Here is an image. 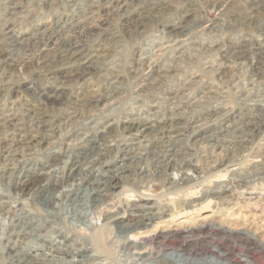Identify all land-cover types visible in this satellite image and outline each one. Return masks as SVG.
<instances>
[{
    "label": "rangeland",
    "instance_id": "rangeland-1",
    "mask_svg": "<svg viewBox=\"0 0 264 264\" xmlns=\"http://www.w3.org/2000/svg\"><path fill=\"white\" fill-rule=\"evenodd\" d=\"M131 2L126 8L129 10L134 8V21L126 23L121 15L122 12L115 9L113 3L104 7L99 6L91 17L86 15L85 21L83 20L85 16L81 17L82 14L73 13L64 5V0H0V54L4 55L3 59L7 58L4 60L6 74L0 80V85L9 84L13 87L8 98L15 101L14 106L7 105V109L11 111L15 109L18 119L11 120L6 124V128H10L11 125L20 127L21 132L16 138L25 137L36 130L32 127L27 129L30 118L20 119L22 111L32 108L36 114L45 119L59 113L61 116L56 119L54 125L55 134L66 133L58 143L75 162L81 157L76 155L72 147L78 137L67 136L69 134L67 132H71L74 125L88 122L86 117L92 114L100 117L110 113L111 107L116 106L112 118L117 122L130 107L135 110L141 109L140 113L145 115L158 109V105L161 106L158 102L164 101L177 103L181 111L186 113L200 106L216 107L214 117L207 118L202 114L203 118L210 119L212 123L180 144L182 152L188 153L193 152L194 148H199L208 136L217 132L218 137H222L225 129L232 130L229 124L239 126L241 122L247 121V115L253 112L254 106L259 107L254 113L259 112L264 115V75L255 74L253 68L249 66L254 57L241 59L235 65L232 63L234 59L232 57L236 52L264 42V0H131ZM144 3L148 11L142 9ZM182 16L187 27L180 38L189 42L191 51L177 58L175 55L176 59L170 61L169 70L166 67L168 62L164 66L163 63L153 64L152 59L142 60L140 53L144 48L151 49L155 54L160 53L156 50L158 43L154 42L156 35H161L162 29ZM79 22L82 23H80L81 28L75 27ZM9 26L15 30V34L18 33L16 39L19 42L16 44L9 43L11 40L6 34ZM57 28L59 31L54 33L56 37H50L51 31ZM57 36L76 44H84L87 51L98 49L102 60L95 64L96 73L86 74L82 79L83 82H71L74 76L68 71L71 68L68 62L60 61L52 53L56 41L54 38ZM42 42L47 43L41 48ZM42 49L51 55L45 59V63H42L46 66L40 71L44 75L36 72V61L43 56ZM78 57L81 55L76 58ZM61 63L64 67L62 68L64 76L70 80L67 82L69 88L66 89L68 97L50 100L43 104L37 99L36 88L40 84L48 87V67L59 68ZM219 63L222 64L221 74L208 67L210 64ZM254 69L258 73L261 72L257 67ZM100 74L110 76L112 83L109 91L112 90V93L107 101L102 100L95 104L91 94L95 86H99L97 78ZM94 75L98 77L95 78ZM190 79L194 83L189 84ZM250 94L263 96L258 97L262 99L256 102L255 97H249ZM1 95L0 109L7 94ZM154 103L157 105L155 106ZM63 109H67L68 113H60ZM111 119L107 122H111ZM204 121L202 119L197 124ZM261 127L260 134H256L258 136L254 137L252 143L245 148H238L234 158H224L222 150L213 151V147L199 151V157L193 159L189 172L198 179L192 182L194 190L188 189V193L180 191L168 195L166 190L174 191L171 185L166 183L161 186L154 181L141 188L142 182L131 183L133 179L129 177L122 181L115 189L116 194L104 204L93 206L91 210L86 211V215L77 218L72 214L70 206L65 203V199L57 202L54 207H47L44 202L36 198L30 201L32 204L28 202L29 205L26 207L31 208L32 213L39 217L46 216L47 220L41 217L46 220L45 227L39 232L42 237L36 242L37 240L31 238L29 234H20L12 243L23 251L49 254L42 243L58 241L55 238L58 232L52 229L56 227L61 228L63 232H70L71 235H78L84 242L91 238L98 243L102 250L101 256H94L89 264H125L127 257L134 254L135 246L125 244L122 235L115 229L106 228L100 231L98 227L107 217L115 213H122L123 210L129 212L135 207L145 209L147 206H154L157 211L166 210V214L172 215L169 228L178 230L181 237L179 236L177 241L184 238L189 244L195 242V236H186L183 233L182 229L186 226L200 223L214 224L217 228L215 233H211L210 239L207 238L208 241L201 240L199 246L209 247L210 250L217 252H220L218 250L220 247L221 251L228 253L233 264H264V251L259 249L264 246V231L244 226L245 222L253 221L257 225L264 219V124ZM110 129V140L120 143L122 138L118 130L113 127ZM89 138L87 147L93 143L91 141L93 137ZM19 146H22L21 151L30 156L43 159L47 158L46 153L50 149L45 143L39 145L37 143L33 147L31 145L26 147L23 144ZM81 149L88 148L81 146ZM134 152L136 150L132 154ZM203 154H207L208 158ZM3 163V159L0 158V165ZM219 165L223 166L216 171ZM172 176L176 179L180 177L177 174ZM123 184L131 188L120 193L118 190ZM248 187H253L255 193H250ZM0 188L5 190L6 187L0 182ZM181 195L184 197L179 198ZM200 195L201 200H197ZM208 195L213 196L207 199ZM6 200L11 201L8 197ZM193 204L196 205L191 207ZM15 205V202H11V207H7L4 216L0 217V263L3 262V252L6 250V239L2 237L11 218L16 216ZM237 213H240L239 217H235ZM243 230L248 231L251 236L250 246L247 248L234 243L230 237L224 235V233L234 235ZM154 246L157 250V244ZM172 252L174 264H191L185 258L202 259L200 263L213 260L211 253L200 256L198 253L196 255L179 252L173 246H169L167 253ZM3 264L8 263L5 261Z\"/></svg>",
    "mask_w": 264,
    "mask_h": 264
},
{
    "label": "bare ground",
    "instance_id": "bare-ground-1",
    "mask_svg": "<svg viewBox=\"0 0 264 264\" xmlns=\"http://www.w3.org/2000/svg\"><path fill=\"white\" fill-rule=\"evenodd\" d=\"M102 1L104 0H64V5L68 6L73 13L82 14L80 15L81 17L85 16L83 20L86 21L87 17H91L99 6L104 7L109 3H113L114 8L122 12L121 15L126 23L134 21V8L131 10L126 8V6L131 5V0H105L103 3ZM142 9L148 11L147 5H143ZM12 13L14 14V12ZM86 15L88 16L86 17ZM80 23H76L75 27L81 28ZM166 27L162 29L161 35H156L154 41L158 43L156 50L160 51L159 54H155L148 48L142 49L141 53H139L142 60L152 59L151 61L155 65L163 63L165 66L166 62H168L166 67L169 70L170 61L190 52L192 47H189L187 40L180 38L187 27L184 22V16L180 17L176 22L169 23ZM6 31V34L9 35V40H11L9 43L13 42L16 44L19 42L16 39V34L18 33L15 34V30L11 26L7 27ZM58 31V28L51 31L50 37H56L54 33L56 34ZM54 39L56 41L52 53L60 61L68 62L69 67H71L68 71L73 73L74 76L71 82H83L84 80L82 79L85 78L86 74L96 73L95 64L97 65L102 60L98 49L87 51L84 44H76L60 36ZM53 42L52 40V44ZM213 42L216 43L217 41ZM45 43L42 42L40 44L41 48L44 47ZM256 45L236 52L232 57L234 58L232 63L235 65L241 59L254 57L249 66L253 68L255 74L264 75V42H259ZM42 50L43 56L36 61V72L44 75L40 72L42 68L46 67L42 63H45V59L51 55L46 53L45 49ZM168 54L170 55L166 58L165 56ZM80 55L81 57L76 58ZM175 55L176 58H174ZM2 56L4 55L0 54V80L6 74L4 71L6 69L4 60L7 58L3 59L4 57ZM208 67L218 74L223 73L221 70L222 64L220 63L210 64ZM255 67L261 69V72H256ZM62 68H64L62 63L59 68L48 67V87L38 84L39 86L36 88V96L41 103L44 104L50 100L68 97L66 89L69 88L67 87V82L70 80L64 76V69ZM132 72L134 73V70ZM96 76L95 78L98 77ZM97 80L99 81V86L96 85L97 87L95 86L91 94L92 101L95 104L102 100L107 101L112 93V90L109 91L112 83L109 75L100 74ZM192 82V79L188 81L189 84ZM12 89V85H0V95L7 94L0 109V140H2L0 142V158L4 161L3 165H0V182L6 187L5 190L11 192L7 193L3 188H0V217L4 216L7 207H11V202L16 203V216L11 218L10 224L6 227L5 234L7 236L4 237V234L2 237L6 239V250L3 252L2 259L3 262L6 261L8 264H89L94 259V256H101L102 250L95 240L90 238L84 242L78 235H71L70 232H63L61 228L56 227H52V229L58 232L55 236L58 241L55 243H42L49 254H35L23 251L22 248L14 245L12 242L20 234H29L31 238L33 237V239L37 240L36 242H39L42 237L39 232L45 227L44 221L47 219L44 215L37 216L32 213L31 208L26 207L30 201L32 202V200L38 198L47 207H54L57 202L65 199V203L70 206L72 214L77 218L86 215V211L91 210L93 206L104 204L106 200L116 194L115 189L120 186L122 181L129 177L133 179L132 182L130 181L131 183L142 182L143 186L141 188L154 181L157 184H161V186L166 183L171 185L174 191L169 192L166 190L168 195L170 193L177 194L180 191L188 193V189L194 190L192 182L198 179V177L193 176L189 172L193 159L196 156L199 157V151L213 147V151L216 149L222 150L224 158H234L235 151L252 143V139L258 136L256 134H260V127L264 124V115L259 112L254 113L259 108L254 106L253 112L247 115V121L241 122L239 126L229 124L232 130L225 129L224 134H221L222 137H218L216 132L217 134L208 136V139L202 142L203 144H200L199 148H194L193 152L183 153V149H180V144L188 137L199 132L200 129L205 128L204 126L212 123L210 119L203 118L202 114L206 115L207 118L214 117L217 111L216 107L205 105L186 113L181 111L177 103L164 101L162 103L158 102V104H161V106L158 105V109L143 115L140 113L141 109L135 110L129 106V109H124V115L115 122L112 118V112L117 108L115 106V108L111 107L110 113L103 114L100 117L94 116V114L87 116L88 122L82 125H74L71 132H67L69 133L67 136L75 135L78 137L72 147H74L73 150L76 151V155L81 157H78L79 160L74 162L72 157L67 154L68 152L63 150L58 143L59 140L65 137L66 133L55 134V121L61 114L57 113L54 116H49V119H45L43 116L36 114L32 108H29L22 111L23 114H21L20 119L30 118L27 129L35 128L36 130L33 133L25 137L19 135L20 137L16 138V135L21 132V128L13 125L8 129L6 128L7 123L18 119L17 112H14L15 109L14 111L7 109V105L10 107L14 106L15 101L8 98ZM260 96L263 95H249V97H255L254 101L256 102L262 99H259ZM154 105L156 106L157 104L154 103ZM66 110L63 109L60 113H68ZM96 119L98 120L96 121ZM109 119L112 121L107 122ZM202 119L205 121L197 124ZM112 127L118 130L122 138L120 143H114L110 140V128ZM27 129L25 130L26 133ZM89 137H93L91 139L93 143L90 144V147H87ZM97 141L99 142L96 143ZM37 143L38 145L45 143L50 146L46 153V159L35 158L20 150L22 147L19 146L20 144L26 147H30L28 145L33 147ZM81 146H85L88 149L82 150ZM134 150L136 152L132 154ZM203 155L206 156L207 154ZM222 166L219 165L216 171H219ZM173 174H177L180 177L176 179L172 176ZM130 188L123 184L118 191L121 193L127 189L130 190ZM248 191L255 193L253 187H248ZM183 195L179 196V198L184 197ZM212 196L208 195L206 198L211 199ZM7 197L11 201H7ZM197 200H201V195ZM195 205L193 204L191 207ZM153 207L147 206L145 209L135 207L134 210L129 212L123 210L122 213H115L107 217L101 226L98 227L100 231L106 228L115 229L117 233L122 235L125 244H133L135 246L134 254L127 257L125 264H174L172 259L173 252L167 253L169 246H173L179 252H189L196 255L198 253L200 256H206L208 253L212 254L213 260H210V262L202 261L203 263H200L199 261L202 259L185 258L191 264H233L228 253L221 251L220 247H218L220 252H217V250H210L209 247L199 246L201 240L202 242L208 241L211 233H215L217 228L214 224L200 223L186 226L182 229L183 233L186 236H195V242L189 244L184 238L177 241L181 237L178 230L169 228L173 218L172 215L166 214V210L157 211ZM239 214L237 213L235 217H239ZM263 220H259L260 224L257 223L258 226L253 221L245 222L244 226H248L249 229L255 227V229L258 228L260 231H264ZM153 226L155 227L153 228ZM224 235L243 247L247 248L250 246L251 236L246 230L239 231L234 235H227L226 233ZM14 237L15 239L13 240ZM156 244L157 250H155L154 246ZM259 249L264 251V246L259 247ZM252 258L257 259L255 256H252ZM3 262L0 264H3Z\"/></svg>",
    "mask_w": 264,
    "mask_h": 264
}]
</instances>
